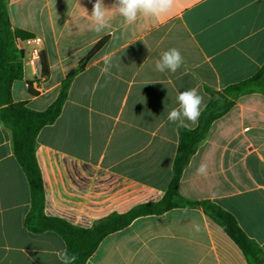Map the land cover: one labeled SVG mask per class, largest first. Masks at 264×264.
<instances>
[{
	"label": "crops",
	"instance_id": "crops-1",
	"mask_svg": "<svg viewBox=\"0 0 264 264\" xmlns=\"http://www.w3.org/2000/svg\"><path fill=\"white\" fill-rule=\"evenodd\" d=\"M95 0H7L13 29L39 38L47 63L39 85L27 63L34 43L20 39L23 76L13 102L46 110L69 73L102 46L72 79L56 121L38 133L35 156L44 188L45 216L91 228L112 214L157 202L173 176L179 129L197 124L168 120L180 92L222 90L253 77L264 65V0H176L160 21L128 25L104 0L110 27L94 30ZM183 57L175 72H158L163 52ZM112 57L110 73L101 71ZM32 83L36 95L29 93ZM205 175L197 174L201 164ZM180 207L136 218L107 235L86 264H248L242 249L202 207L210 201L232 214L264 251V93L234 100L216 119L184 168ZM32 197L11 136L0 121V264H62L64 238L26 225ZM199 226V231H196Z\"/></svg>",
	"mask_w": 264,
	"mask_h": 264
},
{
	"label": "trees",
	"instance_id": "trees-1",
	"mask_svg": "<svg viewBox=\"0 0 264 264\" xmlns=\"http://www.w3.org/2000/svg\"><path fill=\"white\" fill-rule=\"evenodd\" d=\"M31 35L15 30L12 27L7 9V0H0V121L9 131L15 157L25 172L32 197L31 212L26 218V225L33 232L52 230L58 232L66 242L70 259L69 264H86L96 251L101 241L109 234L130 225L136 218L148 215H160L173 208L180 207L182 199L178 191L179 181L184 168L206 139L212 123L226 114L239 96L253 91L264 93V65L251 78L230 85L222 90L207 89L211 100L199 117L195 129L181 127L179 129V145L173 162V177L163 198L157 202H148L133 207L124 214H112L91 228H79L60 218L45 216L44 188L35 150L39 131L52 124L60 115L74 76L82 71L94 53L102 46L98 43L86 56L78 69L69 73L63 81L57 99L44 111H35L27 106V102H13L11 87L15 80L23 76V49L18 41L30 38ZM43 73L47 75L46 59L41 52ZM29 93L36 95L32 83H28ZM186 206H199L214 218L242 249L248 258V264H264V251L251 240L240 228L235 217L210 201H186ZM61 253V254H62Z\"/></svg>",
	"mask_w": 264,
	"mask_h": 264
},
{
	"label": "clouds",
	"instance_id": "clouds-1",
	"mask_svg": "<svg viewBox=\"0 0 264 264\" xmlns=\"http://www.w3.org/2000/svg\"><path fill=\"white\" fill-rule=\"evenodd\" d=\"M176 0H115L111 6L116 15L123 17L124 23L128 25L134 24L139 17L152 18L154 20H163L169 14ZM109 8L105 6L104 0H95L91 11V20L95 25L94 30L101 32L110 27V17L108 16ZM183 57L180 51L176 48L169 49L162 53L160 59L155 64V69L158 72L164 73L170 71L175 73L183 64ZM104 67L101 71L105 74L110 73L112 57L105 56ZM179 108L172 109L168 113L170 122H181L184 120L197 124L202 111L206 108L203 97L198 93L196 88L182 91L177 96ZM207 173V165L201 164L197 168V174L205 175ZM196 231H199V226H196ZM62 264H69L70 258L67 253H62L59 256Z\"/></svg>",
	"mask_w": 264,
	"mask_h": 264
},
{
	"label": "built area",
	"instance_id": "built-area-1",
	"mask_svg": "<svg viewBox=\"0 0 264 264\" xmlns=\"http://www.w3.org/2000/svg\"><path fill=\"white\" fill-rule=\"evenodd\" d=\"M39 42V38H29L26 40V43L35 44L30 51L27 63L32 68L35 81L40 85L45 80L46 75L43 73V67L41 62V49L39 48V46H37Z\"/></svg>",
	"mask_w": 264,
	"mask_h": 264
},
{
	"label": "rangeland",
	"instance_id": "rangeland-1",
	"mask_svg": "<svg viewBox=\"0 0 264 264\" xmlns=\"http://www.w3.org/2000/svg\"><path fill=\"white\" fill-rule=\"evenodd\" d=\"M31 38V37H30ZM24 40H27V39H29V38H23ZM173 177V176H172Z\"/></svg>",
	"mask_w": 264,
	"mask_h": 264
}]
</instances>
